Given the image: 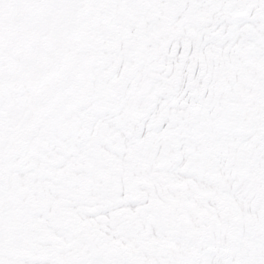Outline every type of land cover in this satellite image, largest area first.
<instances>
[{"label":"snow or ice","instance_id":"6c2138e0","mask_svg":"<svg viewBox=\"0 0 264 264\" xmlns=\"http://www.w3.org/2000/svg\"><path fill=\"white\" fill-rule=\"evenodd\" d=\"M0 264H264V0H0Z\"/></svg>","mask_w":264,"mask_h":264}]
</instances>
